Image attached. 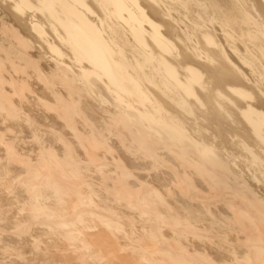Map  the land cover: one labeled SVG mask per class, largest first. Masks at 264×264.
<instances>
[{"label":"bare ground","instance_id":"obj_1","mask_svg":"<svg viewBox=\"0 0 264 264\" xmlns=\"http://www.w3.org/2000/svg\"><path fill=\"white\" fill-rule=\"evenodd\" d=\"M0 264H264V0H0Z\"/></svg>","mask_w":264,"mask_h":264}]
</instances>
